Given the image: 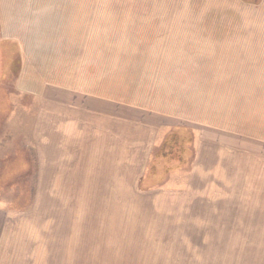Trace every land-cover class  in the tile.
I'll return each instance as SVG.
<instances>
[{"label":"crops","instance_id":"1","mask_svg":"<svg viewBox=\"0 0 264 264\" xmlns=\"http://www.w3.org/2000/svg\"><path fill=\"white\" fill-rule=\"evenodd\" d=\"M130 3L135 16L154 18L148 25L116 28L146 34L137 46L165 48L166 40L155 45V34H171L179 48L195 49L200 79L212 82L210 123L172 122L154 112L155 104L140 108L131 97H108L104 87L77 86L70 83L76 75L59 74L52 50L91 46L90 40L76 44V34L91 33V0H0V65L6 64L0 87L14 99L0 107V160L12 159L11 145L18 142L11 132H17L24 152L33 147L40 177L43 160L52 164L45 174L50 184L34 186L45 195L36 194L28 208L0 197V264H201L197 255L187 256L186 241H202L207 225L219 239V226L232 222L221 223L217 209L234 207L236 200L246 210L264 205V0ZM105 6L98 14L104 23ZM140 6L148 12L138 13ZM189 16L194 24L181 23ZM93 29L107 31L100 24ZM232 82H253V90ZM136 111L147 113L144 127L133 120ZM139 127L143 140L135 135ZM161 131L165 137L157 145ZM82 142L84 155L72 159L115 172L117 184L96 191L136 198L155 193L153 200H77L81 191L68 179L61 183L69 175L61 162ZM16 159L18 169L8 163L7 176L25 174L21 155ZM161 192L185 199L156 200ZM175 209L180 216L172 217ZM248 223L263 225L264 219Z\"/></svg>","mask_w":264,"mask_h":264},{"label":"rangeland","instance_id":"2","mask_svg":"<svg viewBox=\"0 0 264 264\" xmlns=\"http://www.w3.org/2000/svg\"><path fill=\"white\" fill-rule=\"evenodd\" d=\"M104 2L106 4L105 23L102 15L100 19L98 17V14L103 12ZM78 3L80 2H76V4ZM115 4L119 5V8L115 7ZM130 4V0H91V7L88 10L92 15L90 17L92 24L90 26L91 33L76 34V44L81 39L83 41L90 40L91 46L52 50L54 59L58 61L56 66L59 74L76 75V80L71 77L70 83L72 82L77 86L93 87V89L94 86L96 89H98V86H101V89L104 87L108 97L124 96V99H130L131 97L133 100L138 101L140 108L155 104L153 107L155 109L154 112L163 117L169 116L172 122L195 126L202 123L209 125L212 82L200 79L202 77L200 67L202 66L195 65V49L179 48L181 43H178L177 39H171L170 41L169 36L171 34H155V45L166 40L165 48L137 46L143 43L140 41L146 40V34L129 31L118 32L116 28L127 29L132 25H148L153 23L154 18L146 17L145 15L141 16L140 14L135 16L137 10L131 7ZM190 4L192 3L190 2ZM145 10L140 6L138 13L146 14L148 11ZM181 23L194 24V16L185 17ZM99 24L101 26L106 25L107 31L95 33L93 28H98ZM172 45L177 47L170 48ZM5 67L6 64L0 65L1 71ZM49 68L54 70L56 67L50 65ZM232 83H235L234 87L236 89L241 88L244 83L246 86L249 84L250 88L252 87L251 90H253V82ZM4 94L6 93L0 87V107L4 106L7 108L13 103L14 99H10ZM29 101L28 98L26 104ZM133 115L135 117L133 120L138 121L140 127H144L147 113L136 111ZM130 116L131 114L128 112L127 117ZM164 121L169 122L167 120ZM138 130H140V133ZM138 130H135V135L141 137L142 140L143 138L145 139V131V134L142 135L143 129L140 128ZM165 133L161 131L156 140L157 145L165 137ZM4 137H7L6 134ZM189 137L192 138L193 143L194 136ZM11 138H15L18 143L11 145L12 155L10 157L12 159L10 161L0 160V188L4 185L8 189L4 192L1 191L0 197H6L12 202L17 201V203L28 208L30 206L29 203L35 199L37 194L34 192V186L36 184H50L51 178L50 176H45V174L52 172L49 169L52 164L50 161H47V163L43 160L42 172L44 176L40 177L38 175V161L34 159L33 155V147L27 144L28 146L24 148L26 150L24 152V144H19V140L22 141V137L17 132H11ZM17 144L18 146L15 148ZM82 148L83 142L76 145L75 151L67 156L68 159H64L61 162L65 169L62 171L69 173V175L62 177L61 183L68 179V184L74 185L77 190L81 191L75 193L77 200L104 201L111 199L132 201L138 199L150 201L156 196L155 193L148 196L140 193L136 198L131 193L96 191L98 190V185H102L101 188L116 185L117 183L115 184L114 182L115 172L112 169L103 168L99 162L91 161L87 164L83 160L72 159L74 155H77V158L84 155L82 154ZM158 148L155 146L153 153L157 152ZM1 149L4 148L0 146V152ZM13 151L16 152L14 153ZM19 154L21 155L20 167L23 168L24 163L26 164L25 174L17 177H13L12 174L7 176L8 174H5L6 171L8 172L6 165L9 163L17 168L18 160H13V158ZM88 166L89 168H87ZM70 172L72 175H70ZM129 180L130 178L122 177L121 182L125 185L129 183ZM146 184L148 183L146 182ZM144 187L146 186L143 184L142 188ZM88 190L90 192H87ZM175 194L161 192L156 200L168 202L170 200L185 199L178 193ZM37 195L41 199V196L45 194ZM242 203V200H236L231 205L234 207L217 209L215 212H218L219 218L223 220L221 223H224L227 219L232 223L219 226L218 232L220 235L218 240L212 237V233H215L214 226H204V236L206 237L202 241H198L197 238L186 241L187 256L192 255L191 257H193L197 255V260L201 264H264V224L248 223L264 219V205L260 206L262 207L260 209L257 207L254 210H246L241 208L243 207ZM181 212V209H175V212L171 211L170 214L172 217H177L181 215ZM160 213L164 214L161 211ZM180 241H178V244L180 243L179 247L184 249V242Z\"/></svg>","mask_w":264,"mask_h":264}]
</instances>
